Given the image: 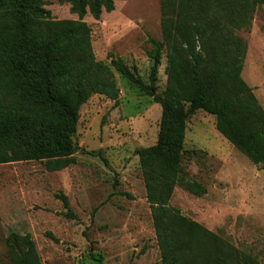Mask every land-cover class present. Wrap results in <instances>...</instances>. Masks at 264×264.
Listing matches in <instances>:
<instances>
[{
  "label": "rangeland",
  "instance_id": "374dc122",
  "mask_svg": "<svg viewBox=\"0 0 264 264\" xmlns=\"http://www.w3.org/2000/svg\"><path fill=\"white\" fill-rule=\"evenodd\" d=\"M44 7L53 20L78 19L68 3L45 0ZM83 20L97 60L120 59L150 83L148 39L162 40L159 0H115L112 11ZM231 33L246 45L240 76L264 107V4ZM165 64L163 48L154 84L159 95ZM112 70L118 100L93 94L80 106L73 164L48 171L37 160L0 163V264L26 250L11 243V234L31 237L40 264H175L162 257L135 152L156 142L161 107ZM180 167L181 180L201 183L206 193L193 195L177 183L169 206L264 264V167L249 161L202 110L187 118ZM60 192L77 219L63 215ZM190 243L198 255V243Z\"/></svg>",
  "mask_w": 264,
  "mask_h": 264
},
{
  "label": "trees",
  "instance_id": "16d2710c",
  "mask_svg": "<svg viewBox=\"0 0 264 264\" xmlns=\"http://www.w3.org/2000/svg\"><path fill=\"white\" fill-rule=\"evenodd\" d=\"M57 1L68 3L78 19L53 20L45 0H0V163L37 160L48 171L73 164L79 108L93 94L117 102L114 68L161 107L156 142L135 152L162 257L175 264H259L180 215L169 198L177 183L193 195L206 193L201 183L180 178L186 122L197 110L212 115L218 132L264 167V107L240 76L246 45L231 33L264 0H159L162 40L148 39V84L120 59L106 64L94 56L83 17L99 19L115 0ZM163 48L166 80L159 95L154 84ZM55 197L63 215L77 219L67 196ZM9 239L26 247L9 264H40L29 235ZM190 240L198 243V255Z\"/></svg>",
  "mask_w": 264,
  "mask_h": 264
}]
</instances>
